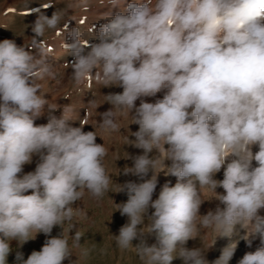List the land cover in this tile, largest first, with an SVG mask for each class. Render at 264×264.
<instances>
[{
    "label": "clouds",
    "instance_id": "9594fccd",
    "mask_svg": "<svg viewBox=\"0 0 264 264\" xmlns=\"http://www.w3.org/2000/svg\"><path fill=\"white\" fill-rule=\"evenodd\" d=\"M111 3L120 10L90 48L73 45L72 68L77 84L94 77L105 88L123 89L107 94L111 107L99 121L105 133L121 131L124 117L138 125L129 140L142 154L123 174L141 182L120 184L127 200L118 211L128 222L115 235L117 246L134 247L142 264H172L177 257L209 264L200 249L186 247L205 228L230 240L212 264H230L239 244L231 236L243 232L249 247L257 237L261 246L238 264H264V0ZM58 21L56 14L40 16L33 31L42 34ZM52 76L25 47L0 41V264H7L12 240L23 245L40 233L50 238L26 260L18 252V264H63L76 247L87 257L80 233L71 234L87 218L77 202L103 198L112 183L108 150L96 131L69 124L74 110L35 123L46 105L54 110L39 83ZM159 93L154 102L145 99ZM34 155L35 170L22 174ZM159 165L176 183H165L153 199ZM221 170L223 179H216ZM206 188L219 205L202 215ZM56 226L62 232L51 236ZM149 236L156 242L149 244Z\"/></svg>",
    "mask_w": 264,
    "mask_h": 264
},
{
    "label": "rangeland",
    "instance_id": "374dc122",
    "mask_svg": "<svg viewBox=\"0 0 264 264\" xmlns=\"http://www.w3.org/2000/svg\"><path fill=\"white\" fill-rule=\"evenodd\" d=\"M135 0H121V4L126 6ZM120 10L112 6L111 0H0V41L12 39L18 45L25 47L37 60L48 65L53 72V76L39 81L41 93L49 101L54 110L45 106L43 114L35 120L37 125L46 124L51 116L61 117L66 108L74 110L77 119L69 121L74 127L84 126L85 131L94 130L97 132V143H103L108 150L104 160L107 173L110 175L112 183L107 194L100 199L86 195L84 199L77 202L87 212V218L76 223L71 234L78 231L82 237L81 245L87 248L89 255L80 257L81 249L73 248V255L70 260H65L63 264H142L135 248L121 251L116 244L115 235L119 233L120 227L128 222L126 216H121L119 210L120 203L126 202L127 195L119 191L120 184L126 182H141L134 175H124V167L133 165V157L142 154L141 149L130 145L131 131L138 130V125L132 124L131 117L122 118L121 131L111 134L105 133L99 121L102 113L108 110L107 94L119 93L123 89L119 87H104L98 83L94 77H90L84 84H77L73 79L74 62L73 45L77 42L86 50L95 41V36L100 27L107 22V19L115 11ZM53 14L59 16V21L53 28H45L42 34L33 31L34 23L40 16L51 18ZM163 93L157 97L145 98L147 102H154L157 98H162ZM139 105V101H137ZM72 115L73 112H66ZM258 148L253 147V151ZM40 162L39 156L34 155L31 163L25 164L23 173L27 174L35 170ZM166 163H170L167 162ZM255 163V162H254ZM166 169L162 165L157 168L161 172L158 177V186L153 199L158 197L160 188L165 183H176V177L165 175ZM216 179H223V170L216 174ZM217 192H223L218 188ZM30 194V193H29ZM210 189H204L201 198L205 201L201 208V214H206L209 210H215L219 201L212 198ZM264 215V210H261ZM62 232L59 226L53 228L51 236H58ZM67 235V230L65 231ZM246 233L237 232L231 236V242H239L238 247L232 257L230 264H238V261L248 251H254L261 246V241L257 237L252 241L251 247L247 245ZM50 238L43 233L37 235L34 240H30L23 245L12 240L10 247L12 251L7 258V264H18L17 253H22L26 260L32 251H39L45 241ZM149 244L155 243V238H147ZM138 243V241L133 242ZM230 243L228 238H218L211 229L200 228L194 240H189L186 244L188 248H198L206 256L209 264H212L221 255L222 250ZM72 244V240H69ZM172 264H183L181 258L177 257Z\"/></svg>",
    "mask_w": 264,
    "mask_h": 264
},
{
    "label": "bare ground",
    "instance_id": "6f19581e",
    "mask_svg": "<svg viewBox=\"0 0 264 264\" xmlns=\"http://www.w3.org/2000/svg\"><path fill=\"white\" fill-rule=\"evenodd\" d=\"M143 2L147 3V0H143ZM133 3V2H132Z\"/></svg>",
    "mask_w": 264,
    "mask_h": 264
}]
</instances>
